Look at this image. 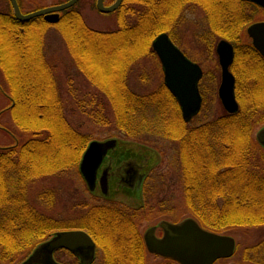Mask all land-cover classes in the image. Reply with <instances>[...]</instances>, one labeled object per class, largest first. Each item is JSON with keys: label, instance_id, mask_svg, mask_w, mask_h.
<instances>
[{"label": "trees", "instance_id": "trees-1", "mask_svg": "<svg viewBox=\"0 0 264 264\" xmlns=\"http://www.w3.org/2000/svg\"><path fill=\"white\" fill-rule=\"evenodd\" d=\"M193 1L206 13L212 41L220 39L216 0ZM133 6L127 18L123 8L118 10L113 30L89 28L74 9L54 27L76 69L96 90L99 98L93 100L108 104L115 128L127 139L153 143L146 136H154L176 143L182 206L204 229L227 233L264 226V152L253 136L256 127L264 124V61L249 47L244 53L237 51L230 66L237 113L223 111L191 126V121L182 119L177 101L163 83L147 94H138L128 85L134 63L155 56L151 42L157 34L166 32L174 40L173 32L181 24L179 7L171 0H135ZM9 8L0 14V73L2 88L10 96L8 110L17 140L0 148L1 264L21 262L53 232L69 227L39 212L28 199V188L34 181L76 168L91 141L65 113L54 67L46 60L44 38L27 35ZM105 49L116 50L115 58L105 66L96 64L89 52ZM40 198L46 207L53 202L51 194ZM142 204L136 211L144 220L159 213V205L147 199ZM111 207L116 205H92L79 226L89 231L106 254L111 243L105 231L112 229L113 237L128 240L119 245L126 251L125 264L137 263L136 226L126 225L132 223L127 213ZM242 257L238 264H264V240L245 248Z\"/></svg>", "mask_w": 264, "mask_h": 264}, {"label": "rangeland", "instance_id": "rangeland-1", "mask_svg": "<svg viewBox=\"0 0 264 264\" xmlns=\"http://www.w3.org/2000/svg\"><path fill=\"white\" fill-rule=\"evenodd\" d=\"M3 7L1 5L2 9ZM83 19L89 28L98 31L116 28V17H102L95 13L86 16L83 13ZM128 21L132 23L133 18L129 17ZM173 36L183 53L196 62L204 72L201 81V94L203 92L205 96V105H203L199 115L189 123L191 126H196L206 120L220 116L223 112L217 96L220 69L215 54V45L219 39L214 38L215 41H212L213 38L209 33L206 17L203 10L198 6H192V9L186 13L185 19L181 20V24L173 32ZM44 43L46 60L54 67V75L70 123L78 128L82 134L88 136L90 140H118L117 146L113 151L108 152L103 163L110 166L112 171L121 170L126 159L134 157L139 165V173L144 176L147 174L144 188L149 193L142 194V200L147 199L153 206L159 205L160 210L150 220H139L140 230L146 229L158 220L171 221L186 218L188 213L182 206L181 173L177 161L176 143L154 136H146L153 143L144 141L141 143L127 139L115 128L108 104L93 100L99 96L93 86L76 69L60 34L55 29H49L44 37ZM115 53L116 50L114 49H105L102 51L92 50L89 55L96 64L105 66L109 62L111 64V60L115 58ZM103 72H106L104 67ZM162 83L163 75L160 64L154 55L144 60H138L128 73L129 88L138 94L153 92ZM8 104L9 101L0 95V128L5 129V131L0 130V147L10 146L17 140V128L11 121ZM99 112L103 116H97ZM262 125L256 127L253 136ZM108 180V196L104 199L100 197L103 195L98 186L95 192L88 190L77 166L59 176L34 181L28 188L27 196L30 203L39 212L64 223L82 216L90 206L105 204L107 200L111 199L116 200V205L131 209L140 205L138 204L140 201L138 188L129 187V185L124 186L111 176ZM42 194L52 195L53 202L49 207L42 203L40 198ZM168 210L170 211L167 212ZM225 235L235 240L237 252L232 258L219 260L216 264H238L242 262L244 257L242 254L245 248L258 245L264 240V226L241 231L233 230ZM149 261L151 262V260ZM11 264L19 263L16 261Z\"/></svg>", "mask_w": 264, "mask_h": 264}, {"label": "water", "instance_id": "water-1", "mask_svg": "<svg viewBox=\"0 0 264 264\" xmlns=\"http://www.w3.org/2000/svg\"><path fill=\"white\" fill-rule=\"evenodd\" d=\"M9 1L15 17L19 21H26L41 14L70 8L77 0H69L59 6L29 15H21L16 1ZM253 1L264 8V2ZM120 3L121 0H116L112 6L103 10L98 4V9L102 12H112ZM46 20L50 23L56 22L57 15L46 16ZM247 33L252 38L254 47L264 57V23L252 24L247 28ZM151 48L159 60L164 86L177 101L182 119L189 122L197 115L202 105L198 89L202 77L200 66L189 60L164 32L152 40ZM215 53L220 67L217 95L223 109L228 114H235L238 111V104L235 99V79L230 71L233 61L232 46L225 40H219ZM255 140L264 151V126L255 133ZM116 145V139L89 142L78 166L89 191L93 192L98 186L104 197L108 196L110 176L124 186H135L138 189L144 177L139 173V165L134 157L126 159L121 170L112 171L110 166L103 164L108 152L113 151ZM157 227L162 231L161 237L155 235ZM143 238L148 252L170 258L178 264H214L218 260L231 258L235 251V240L232 237L208 231L192 217L176 223L160 220L156 226L144 232ZM62 247L81 257L86 256L89 260L93 254L94 244L84 231H57L50 239L38 244L20 264H58L52 258V253Z\"/></svg>", "mask_w": 264, "mask_h": 264}, {"label": "flooded vegetation", "instance_id": "flooded-vegetation-1", "mask_svg": "<svg viewBox=\"0 0 264 264\" xmlns=\"http://www.w3.org/2000/svg\"><path fill=\"white\" fill-rule=\"evenodd\" d=\"M15 1L18 6L20 14L29 15V14H32L38 11L46 10L51 7L59 6L61 4L66 3L69 0H15ZM134 1L135 0H121V3L119 4V6L112 12H102L98 9V4L103 10V9H106L112 6L116 2V0H77L73 6L65 10L41 14V15L32 17L26 21H19L14 15V11H13L10 1L0 0V14H1V10H3L9 5L10 6L9 8L10 16L16 22H18L19 25L26 27L27 35H34L36 37L44 38L48 30L54 29V27L62 20L64 14L67 12H70V10L72 9H74L75 12L78 13V15L82 18L83 21H84L83 13H85L86 16H88L89 14L91 15L92 13H95L102 17H116L117 12L120 8L124 9L125 14H129V11L133 10ZM198 1H201V0H198ZM259 1L264 2V0H259ZM171 2H172V5L179 7L177 10V16L181 20L185 19L186 13L190 9H192V6L200 7L193 0H171ZM216 3L220 11V25H221L220 35H222V37L220 36V40H225L231 44L232 50H233V61H234L235 53L237 51L244 53L246 51L245 50L246 47H249L250 49L254 50L257 53V55L264 61L263 55L258 51L257 48L254 47L252 43V38H250L247 33V28L251 26L252 24L264 23V8L260 4H258V2H255L253 0H216ZM1 5L4 6L3 9L1 8ZM203 12H204V16L206 17V13L204 10ZM54 14L57 15V21L53 23L48 22L46 20V16H50ZM20 30L22 31L21 28ZM169 38L178 47V44L175 42V39L173 40L170 36ZM227 38H233V40H228ZM1 83H2V77L0 73V95L5 97L9 101L8 106H10L11 104L10 96L3 90ZM201 95H202V99L204 102L205 96L203 95V92ZM0 130L5 131L4 128L3 129L0 128ZM145 180L146 178L143 177L141 184L139 186L140 201L138 202V204L140 205L143 202L142 194H144V186L146 184ZM130 185L132 186L133 184L130 183ZM100 197L104 198L102 196ZM115 201L116 200L111 199V200H107V203H114L116 205ZM96 205H104V204H96ZM139 206L133 209L129 207L118 206V205H116V207L109 208L110 210H114V211L122 210V212L127 213L126 218L131 220L132 223L126 222V225L133 224L136 226L135 228L138 234V238H137L138 245L137 246H138V253L140 252L139 253L140 256H139L137 263L134 262V263H126V264H176V262L170 258L162 257L158 254H153L147 251L144 238H143V234L148 228L156 226L159 220L156 223L149 225L146 229L140 230L139 220H143V221L145 220L143 219V217L139 216V214L137 215V211H138L137 209L139 208ZM91 207L92 206H90L88 209H90ZM130 210H133L134 212ZM121 216L125 217V214L121 213ZM80 218L81 216L76 219L70 220L69 222H66V225H68L69 227H66L62 230L63 231L81 230V231H84L86 234H88V236H90L94 244L93 254L91 258L88 260L86 256L81 257L80 255L74 254L69 249L62 247V248H57L52 253V258L54 259L56 263L58 264H125V262H127L124 257L126 254V251H124L122 247H119V245L123 242L128 243L127 239H119V238L113 237L115 233L112 229H110L109 232L105 231V234H110V236L107 238V242L108 244H109V241L111 243V245L109 244V248H110L109 254H106L104 249L99 245L97 240L89 233V231L79 226V224L81 223ZM155 235L157 237L162 236V231L158 227L155 230ZM114 245L116 246L113 247ZM149 260H151V262Z\"/></svg>", "mask_w": 264, "mask_h": 264}]
</instances>
